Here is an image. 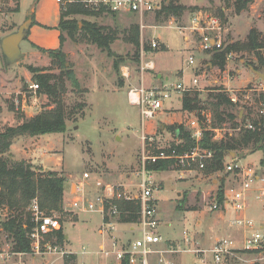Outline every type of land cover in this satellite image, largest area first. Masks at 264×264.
I'll list each match as a JSON object with an SVG mask.
<instances>
[{"label":"rangeland","instance_id":"1","mask_svg":"<svg viewBox=\"0 0 264 264\" xmlns=\"http://www.w3.org/2000/svg\"><path fill=\"white\" fill-rule=\"evenodd\" d=\"M51 2L52 0H41L38 5V1L35 0H21L19 10L15 11L14 0H0V130L20 123L21 115L24 118L35 115L33 113L36 110L31 107L26 108V112H21L20 102L18 103L21 98L20 92L28 90V84L37 83L28 66L46 69L44 72L51 74L59 73L58 68L51 66V59L46 53L36 50V56L29 55L28 52L25 54L28 47L26 40L20 42L24 56L13 64H5L1 50L2 37L15 32L26 20L32 8L34 14L37 10L48 22L55 21L57 13L52 9ZM161 3L162 0L160 5ZM175 4L185 7L178 17L164 18L163 15H158L157 10L161 8L160 5L142 19L136 15L103 11L99 14L77 13L66 17L74 18L80 23L89 21L95 23L97 27L105 28L107 32L113 31L116 38L109 45L113 55L101 50L82 33L77 32L75 38H71L66 31H62L64 37L62 50L67 53V64L71 65L79 82L78 90L73 88L68 80L65 82L66 91L63 99L67 110L71 111L66 121L68 129L64 133L44 134L41 137L42 141L36 138L40 136L21 141L20 151L25 156L22 159L33 162L31 164H59L57 169L52 167L55 169L53 171L65 177L67 175L81 177L87 172L85 188L90 196L103 194L102 187L96 190L93 187V181L100 180L111 184L127 183V189L137 193L136 184L139 178L132 173L141 168L142 158L156 155L158 150L166 149L171 143L177 142L175 135L169 130L170 126L182 125L191 132L189 121L198 119L202 128L205 127L210 131L217 129L218 134L222 136H218L217 140L239 132L238 128H232L229 121L221 124L220 127L213 125L215 123L211 102L217 92H223L228 98L237 97L234 106L228 108L236 115L237 125L243 126L244 123L248 125L250 120L264 118V114L260 113V110H264V81L256 77V73L249 67V64H254L259 69L258 72L264 71V49L260 51L263 64L252 52L230 51L231 55L226 60L224 68L220 70L209 64L212 52L199 50L198 43L189 30L185 29L195 13L200 14L204 19L210 16L217 19L220 28L224 30L221 31L224 50L229 44L245 40L251 28L264 36V0H176ZM191 8L197 9L191 11ZM141 21L144 29L140 28ZM135 28L138 31V44L131 39L136 37ZM156 37L162 43L159 48L152 49L150 41L151 38ZM189 56L193 57V64H188ZM151 60L156 61L159 68L154 65L150 68ZM162 68L172 71L182 69V77L176 74L170 75L169 81L173 82L172 84L178 82L189 86L193 77L198 78L194 90L184 93L197 95L201 109L184 111L180 103L179 111L173 113L178 119L182 112L180 123L168 124L172 117L170 113L172 110L168 111V108L172 103L175 107L179 105L178 98L172 96L173 93L170 98L164 100L163 109L158 110L152 118L142 121L139 107L129 104L125 91L120 88L122 82H126L129 86L141 85L142 76L146 84L143 83L141 86L156 87L146 86L147 80H154ZM127 70L128 78L123 75ZM175 72L180 74L177 70ZM184 93L180 95V102ZM30 100L31 97L28 103ZM37 104L40 106L38 113L54 106L43 93L39 94ZM205 115L209 116V121L205 120ZM142 135H145V140ZM43 151L47 152L44 158L49 157L55 161L43 163L40 154ZM57 156L58 160L55 159ZM263 156L261 150L251 152L243 148L235 151L233 157L225 155L224 169L215 173H206L202 171L203 167L199 166L200 162L204 165L208 157L197 162H192L190 159L180 162L176 159L180 164L179 167L172 166L165 171L151 172L155 186L152 196L156 200L159 219L158 233L162 238L159 244L170 241L179 248H191V245L183 241L185 232L191 242L202 238L206 250L211 249L217 239L222 238L236 240L237 245L241 246L243 232L231 221L234 217L231 207H227L223 212L210 209L221 187L225 194H228L230 189L239 187L240 177L237 173L226 171V165L234 157L239 159V165L253 168L255 174L263 179L262 182H255L254 191L248 193L246 216L252 218L256 226L261 225L264 228V201L256 197L255 191L259 187H264ZM31 206L32 203L29 210ZM63 211L67 213L53 215L58 220L59 217L64 219L61 225L65 235H68L65 245L56 246V251H53V246L48 240L52 250H47L46 254H32L29 257L31 264L94 263L93 255L82 256L79 253L83 246L87 249L95 248L104 240V237L98 233L100 225H103L102 214L71 210L64 200ZM5 213V210L0 212V220L6 217ZM219 213L225 217L224 223L229 227L227 232L218 230L221 227L218 218L219 226L214 224L216 223L214 219ZM117 220V217L111 219L113 223ZM128 228L126 224L116 223L113 230L105 236L109 238L110 235L117 236L121 233L120 242L126 247L129 241L139 237L138 232H130ZM119 231L123 232L119 233ZM6 236L7 234L0 229L1 241L7 240L10 244L12 240ZM89 240L92 245L88 243ZM44 242L47 240L44 239ZM67 251L76 253L77 257L75 255L66 258ZM179 256L181 264H264V242L252 249L234 251L226 255L221 263H214L210 252L203 256L182 252Z\"/></svg>","mask_w":264,"mask_h":264},{"label":"trees","instance_id":"2","mask_svg":"<svg viewBox=\"0 0 264 264\" xmlns=\"http://www.w3.org/2000/svg\"><path fill=\"white\" fill-rule=\"evenodd\" d=\"M16 2L15 11L19 10V0ZM176 0H162L161 8L157 10L158 15L180 16L185 7L175 4ZM36 2V0H35ZM197 8H191V11ZM102 11L92 12L87 11L79 4H68L60 6V18L57 29L59 30V45L57 48H41L34 46L38 51L46 53L51 59V66L59 69L58 74L44 72L43 68L28 66L29 71L33 74L34 80L39 85V92L45 94L53 107L45 108L39 113L24 118L21 115L20 123L13 126H6L0 130V210L7 209V215L3 220H0V228L7 234V237L12 240L11 250L17 253H30L31 244L28 237L34 222L32 221V212L29 207L33 200L36 201L39 211L46 215L54 213H63V192L65 188L66 177L53 170H43L41 167L33 166L25 159L16 158L10 151V147L15 141L23 137H36L49 133H64L67 131L66 121L71 115V111L67 110L63 94L66 91V80L70 82L73 88L79 89V82L72 70L71 65L67 64V53L62 50L64 37L62 31H66L71 38H75L77 32L82 33L84 37L96 44L97 47L113 55L109 45L116 38L115 33L111 30L108 32L103 27H97L95 23L89 21L77 22L74 18H66L71 14H99ZM108 13L117 14L109 11ZM29 20L30 27L37 22L34 18V13L31 10L26 17ZM25 20V21H26ZM28 28L25 31L23 39H27L29 33ZM106 31V32H105ZM136 37L133 39L135 44H138L137 29L135 28ZM264 49V36L251 28L243 41L234 42L226 46L225 50L213 51L210 65L223 69L226 62V54L230 51L234 52H252L257 59L263 64L260 51ZM253 71H259L257 66L249 64ZM198 96H191L184 93L181 99V109L184 111L200 110ZM211 102L215 126H221L226 121L231 122L232 128L237 129L236 135H226L225 139L214 140L213 133L205 127L202 130L201 138L196 142L191 137V132L184 126H170L169 130L175 135L177 142H173L168 148L162 149L166 153H171L174 150L176 155H183L190 152L195 147L206 150L211 153L209 159L204 161L202 171L206 173H215L224 169V157L238 149H247L251 152L261 150L264 154V118L250 120L252 128H247L237 125L236 115L232 114L228 108L234 106L232 101L223 92H217L213 95ZM13 110V108H10ZM14 111V110H13ZM160 150L157 151V153ZM264 160V156H263ZM261 160V162H263ZM172 166L179 167L180 164L175 158L157 159L154 162L147 161L145 168L150 172L165 171ZM227 173H230L228 171ZM223 181V180H222ZM224 198V190L219 189L217 202L222 203ZM109 204L115 205L119 210L117 222L120 223H137L139 217L140 205L135 200L111 199L105 203V213L103 222L108 221L106 209ZM75 219V218H74ZM62 224L64 219L59 217ZM75 221V220H74ZM62 226V225H61ZM53 235V237H50ZM50 241L52 246H62L67 241L65 233L61 227L59 230L48 234L45 241ZM44 243V242H43ZM67 257H75L74 254L68 253ZM122 264H127L126 258Z\"/></svg>","mask_w":264,"mask_h":264},{"label":"built area","instance_id":"3","mask_svg":"<svg viewBox=\"0 0 264 264\" xmlns=\"http://www.w3.org/2000/svg\"><path fill=\"white\" fill-rule=\"evenodd\" d=\"M60 6H67L68 4H79L83 8L92 12H115L136 15L141 19L148 16L160 5V0H56ZM199 15V16H197ZM140 28L144 29V24L141 21ZM156 28V27H154ZM189 30L190 34L194 37L198 43V48L201 51L213 52L224 50L223 38L220 25L217 19L213 17L201 18L200 14H194L190 20L189 26L185 27ZM224 31V30H223ZM162 42L158 37L151 38L150 47L156 49L160 47ZM231 53L226 54V60ZM194 60L192 56L188 58V64H193ZM125 77H128V70L123 72ZM198 78L193 77L188 85L183 83H175L170 85H162L156 87L145 88L140 86L138 88H130L127 92L128 103L139 107L141 120L152 118L158 110L163 109L164 100L170 98L173 92L184 93L186 91L194 90L193 87L197 86ZM28 90L20 92L21 98L18 100L20 110L24 113L26 108H33L36 110L33 114H37L40 106L37 104L39 96L38 83H30L27 86ZM230 90V89H227ZM31 100L28 103V99ZM233 102H237V97H230ZM31 104L32 106H30ZM26 112V111H25ZM261 114H264V110H260ZM205 120L209 121V116L205 115ZM189 127L191 130V137L197 142L202 135L203 128L199 125L198 119L189 121ZM247 128H252L249 123ZM214 131V132H213ZM213 139L217 140L220 136L217 129H213ZM222 137V136H220ZM145 140V135H142ZM230 155V154H229ZM211 153L202 150L199 147L193 148L192 151L186 152L183 155H176L174 150L171 153H166L164 150H160L156 155L143 157V164L140 169L134 171L132 174L139 178V182L136 184L137 193H133L131 190L120 183L106 184L103 186V194L90 196L86 193V179L88 173L85 172L82 175L81 180L77 183L75 190L76 197L68 204L69 209L77 210V212H99L102 214V220L105 213V203L111 199H124L135 200L139 202L140 210L137 223L133 224L137 227L139 237L129 241L127 246L122 244L119 247L115 242H112L111 248H108L104 243L98 247L96 255H100L106 259L113 257L115 261L122 264L124 258L127 260V264H173L169 259V256L180 254L182 252H190L194 254L204 255L207 252L212 254V260L214 263H221L226 255L233 253L237 250L252 249L264 242V228L261 225L256 226V223L252 218L246 216V200L248 193L254 191L253 185L257 181H263L256 174L255 170L251 167H243L238 164L239 159L232 158V161L226 165V171L236 172L240 177L239 187L230 189L228 194L224 193L222 203H218L216 198L210 205L211 210L225 211L227 207H231L234 217L231 220L232 223L240 228L243 232L241 240V246L237 245V241L228 238H222L216 241L213 248L206 250L197 247H191L182 249L175 245V243L166 241L162 248L157 245L162 241L160 234L158 233L159 219L157 218L156 200L152 196L154 189V182L151 177V172L145 168L144 161L154 162L157 159H169L175 158L180 162L184 159H190L192 162H197L199 159L210 157ZM200 168L203 167V163H199ZM256 197L261 201H264V187L255 189ZM133 193V194H132ZM32 221L34 226L32 227L28 237L31 244L30 254L40 255L46 254L47 250H52V246L47 242H44L46 235L59 230L62 226L58 218L54 215H46L39 211L35 200L32 201L31 206ZM106 215L108 221L103 222L101 225V234L109 233L113 230L112 218L118 217L119 210L115 205L109 204L106 209ZM107 226V227H106ZM134 229H132L133 231ZM183 241L188 245L191 241L188 234L184 232ZM44 242V243H43ZM53 251H56V246H53ZM67 253V252H66ZM82 255L90 254L85 247H82L80 252ZM74 254V253H72ZM151 257L155 258L152 262ZM204 259L202 258V261ZM205 261V260H204ZM203 261V262H204ZM83 264V263H81Z\"/></svg>","mask_w":264,"mask_h":264},{"label":"crops","instance_id":"4","mask_svg":"<svg viewBox=\"0 0 264 264\" xmlns=\"http://www.w3.org/2000/svg\"><path fill=\"white\" fill-rule=\"evenodd\" d=\"M37 1H38V5H39L41 0H36V2ZM20 2H21V0H19V4H20ZM51 7L57 13L55 21H53V22H48L47 20H45V18L42 15H40V13L37 12V10L35 11L34 18H35V21L37 23L35 25H32L31 28L29 29V33L27 35V39H23V40H26V43H27V46H28L27 49H26L27 51L25 52V54H27V52H28L29 55H35L36 56L37 55L36 54V50L37 49L34 46H40V47L46 48V49L57 48L58 47V45H59V39H58L59 30L57 29V26H58L59 18H60V5L58 4V2L56 0H52ZM32 11L34 13V8H32ZM153 65L156 68H159L158 67L159 65L157 64V62L154 61V60H151L150 63H149L150 68L154 67ZM175 70L180 72V74H178L176 72L174 73ZM175 70H173V71L172 70H166L164 68L160 69L159 72L156 74L154 80H151V79L147 80L148 81L147 82L148 85H146V86H161V85H170V84H172L173 82L169 81L170 75H175L176 74L177 76L182 77V69H175ZM128 77H129V75H128ZM256 77H258V76L256 75ZM143 83H145L144 82V76H142V84L141 85H143ZM121 84H122V86L120 88L125 91L126 96H127L128 90L130 88H138V87L141 86V85L129 86V85L126 84V82H124V83L122 82ZM180 95H181V93H178V92H173V94H172V96H176L178 98L177 102H179V105H178V107H175L174 103H172L171 106L168 108V111L172 110L170 112L172 117L170 118V122L168 123L170 125H172L171 123H174V122L180 123V121H182L181 120V113L182 112L180 113V118H178V119H177V117L175 118L174 114H173V113L179 111L180 103H181L180 102V97H181ZM41 137H42V135H40V137H36V138H39L41 140ZM30 138H32V137L20 138L17 141H15V143H13L11 145L10 151L12 152V154L16 158H18V159L25 158V156H23V152L20 151V145H21L20 143H21V141L26 140V139H30ZM40 154H41L43 163H44V161H51V160L55 161L54 159H51L49 157L48 158H46V157L44 158V155L47 154L46 151H43ZM55 159L58 160L59 157L57 156ZM31 163H33V162H31ZM33 165L38 166V167H42L43 170H55L52 167L54 166L57 169V167L59 166V164H52V165H50V164H33ZM81 178H82V176L78 177V176H71V175H67V177H66L65 188H64V192H63V200H64V203L66 204L67 207H68V204L70 203V201L76 197L75 190H76V187H77V183L81 180ZM219 180H221V178ZM106 184H111V183L110 182H103L101 180L98 181V182L97 181H93V187L95 188V190L97 188H101V187L103 188V186H105ZM120 184H123V185L127 186V183H124V182H122ZM86 193H87V191H86ZM92 196H94V194H92ZM3 210L6 211L5 215H7V209H3ZM3 210H0V212L3 211ZM221 212H223V211H221ZM217 218L219 219V223H220V226H221L220 228L218 227L219 228L218 230L221 231V232H227L229 230V227L226 226L225 223H224L225 222V217L223 216V214L219 213L217 215V217H215V219H214V222H216L214 224L219 226ZM78 219H79V217H78ZM101 219H102V216H101ZM101 223H103V220H102ZM116 223L126 224V225L129 226L128 229H129L130 232H137V227L135 225H133V224L120 223V222H116ZM116 223H114V224H116ZM114 224H113V227H114ZM227 225H229V224L227 223ZM62 228H63V225H62ZM100 228H101V225H100ZM100 228H99V232L98 233L102 237H104V240L100 241V243L97 244V246L95 248L92 247L91 249H87L85 247L88 251H90V254L89 253H87V254L88 255H93L95 257L94 259H92L94 261V263H92V264H119L117 261L114 260L113 257H110V258L106 259V258H104V257H102L100 255H96L95 252H97L98 247L101 244H103V243L108 248H111L112 242H115L116 246L119 247V245L122 244L120 242L121 241V238H120L121 233L120 232H123V231H119L120 235L119 234L117 236L110 235L109 238H108V237L105 236V234H101ZM132 229H134V230L132 231ZM234 231H236V230H234ZM238 231H240V230H238ZM6 238H8V237L6 236ZM65 239L68 240V235H65ZM217 240H219V239H217ZM88 243L91 244V245L93 244L91 242V240H89ZM204 243H205L204 240H202V238H200V239H197L195 241L190 242L188 245H191L192 247H197V248L200 246L201 249H204V247H203ZM165 244L166 243L159 244V245H157V247L162 248ZM214 245H213V247H214ZM67 253H71L72 254L74 252L67 251ZM79 254L82 255L81 253H79ZM74 255H76V257H77L76 253H74ZM197 255L198 256H202V255H199V254H197ZM31 256H32V254H30V253L12 252L11 243L9 244V242L7 240L6 241H1V239H0V264H31V262L29 260V257H31ZM169 259L173 262V264H181L179 254L171 255V256H169ZM154 260H155V258L151 257V261L153 262Z\"/></svg>","mask_w":264,"mask_h":264},{"label":"water","instance_id":"5","mask_svg":"<svg viewBox=\"0 0 264 264\" xmlns=\"http://www.w3.org/2000/svg\"><path fill=\"white\" fill-rule=\"evenodd\" d=\"M30 28L29 20L24 21L21 25L18 26L15 32H12L1 39V50L3 59L6 65L13 64L20 60L24 54L20 49V42L23 40L25 31ZM256 75L264 81V71L258 72L254 71ZM264 142V137L263 140ZM230 155L235 156L234 152H231Z\"/></svg>","mask_w":264,"mask_h":264}]
</instances>
